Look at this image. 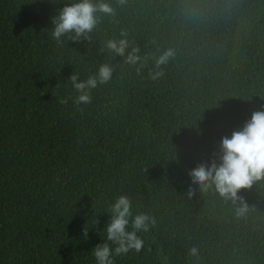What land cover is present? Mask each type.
<instances>
[{
	"label": "trees",
	"instance_id": "trees-1",
	"mask_svg": "<svg viewBox=\"0 0 264 264\" xmlns=\"http://www.w3.org/2000/svg\"><path fill=\"white\" fill-rule=\"evenodd\" d=\"M73 2L0 0V264H96L122 194L129 231L140 212L156 224L115 264H264V180L238 192L249 210L237 216L189 175L264 111V0H104L115 15L57 44L45 29ZM122 33L142 56L175 50L162 77L150 78L153 59L138 72L101 51ZM104 63L111 80L75 103L70 77Z\"/></svg>",
	"mask_w": 264,
	"mask_h": 264
},
{
	"label": "clouds",
	"instance_id": "clouds-1",
	"mask_svg": "<svg viewBox=\"0 0 264 264\" xmlns=\"http://www.w3.org/2000/svg\"><path fill=\"white\" fill-rule=\"evenodd\" d=\"M121 5L126 0H119ZM98 13L115 15V9L104 0L93 3L92 0H78L67 3L58 9L52 17L54 27L47 30L50 38L57 44H63L61 39L69 33H74L71 39L79 41L82 37L88 38L99 23ZM124 57V63L137 66L139 72L149 59H153L154 67L149 71L151 79L156 80L164 75L163 67L175 56V50L168 48L159 55L142 56L138 46L132 47L126 34L120 39H108L104 42L101 51ZM131 49V51H127ZM159 51V50H158ZM114 67L109 63L101 64L97 73L81 80L78 73L70 77L73 88L78 96L74 101L77 104L91 103V90L99 84H105L112 78ZM221 155L219 162L215 158L211 163H203L193 168L189 175L192 182L198 185L201 192H206L214 185L215 191L225 201L237 205L236 215L243 216L249 210V204L238 195L241 189L251 188L258 181L264 180V111L253 112L251 119L238 130L232 132L231 137L224 136L221 141ZM189 198L195 195V190L187 193ZM111 213L108 224L103 229L104 242L92 249L96 264H115V257L126 255L130 251L141 252L144 247L143 239L137 234L140 231H150L156 224L154 216L140 212L132 219V230H128L129 218L133 217L132 200L126 194L119 195L109 206ZM88 227L84 228V237L87 238ZM113 245L115 247H113ZM189 255L199 256L198 247L189 249ZM167 260V257H164Z\"/></svg>",
	"mask_w": 264,
	"mask_h": 264
}]
</instances>
